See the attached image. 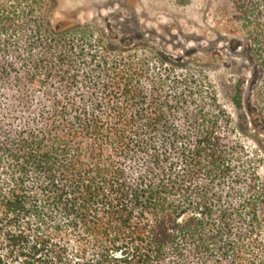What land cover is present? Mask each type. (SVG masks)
Here are the masks:
<instances>
[{
    "label": "trees",
    "instance_id": "1",
    "mask_svg": "<svg viewBox=\"0 0 264 264\" xmlns=\"http://www.w3.org/2000/svg\"><path fill=\"white\" fill-rule=\"evenodd\" d=\"M229 4L236 124L196 55L0 0V264H264V0Z\"/></svg>",
    "mask_w": 264,
    "mask_h": 264
},
{
    "label": "rangeland",
    "instance_id": "2",
    "mask_svg": "<svg viewBox=\"0 0 264 264\" xmlns=\"http://www.w3.org/2000/svg\"><path fill=\"white\" fill-rule=\"evenodd\" d=\"M229 13V0H56L53 19L87 25L96 33L102 30L107 35L111 31L115 37L108 40L116 43L139 34L168 54L185 55L187 51V55H196L198 59L187 67L202 71L212 82L220 104L232 124H236L239 110L230 102L232 87L239 76L246 75L248 79L249 71L245 57L230 48L232 35L226 30L230 25ZM246 86L244 83V89ZM247 101L248 104L242 102L246 114L255 109L251 92ZM246 121L248 130H235L233 136L243 145L247 157L257 160L255 165L264 181V136L254 133L249 117ZM257 232L264 244V204L259 210ZM22 262L19 258L10 263ZM29 263L33 264L32 260Z\"/></svg>",
    "mask_w": 264,
    "mask_h": 264
}]
</instances>
